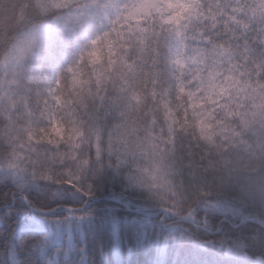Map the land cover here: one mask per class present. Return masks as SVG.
I'll list each match as a JSON object with an SVG mask.
<instances>
[{"label":"snow or ice","instance_id":"6c2138e0","mask_svg":"<svg viewBox=\"0 0 264 264\" xmlns=\"http://www.w3.org/2000/svg\"><path fill=\"white\" fill-rule=\"evenodd\" d=\"M73 5L81 29L98 21L100 31L23 105L26 120L0 116L10 175L79 193L107 164L165 215L196 222L194 204L211 192L182 198L178 142L192 179L253 140L264 171V0H53V15ZM165 47L170 79L158 71Z\"/></svg>","mask_w":264,"mask_h":264},{"label":"trees","instance_id":"16d2710c","mask_svg":"<svg viewBox=\"0 0 264 264\" xmlns=\"http://www.w3.org/2000/svg\"><path fill=\"white\" fill-rule=\"evenodd\" d=\"M38 1L0 0V65L20 37L33 29H52L66 13L42 14ZM98 31V21L86 23L46 44L27 66L21 84L25 101L53 85L55 75ZM166 55L165 47L158 71L170 79ZM117 120L118 114L109 116L105 126ZM182 155L187 165L190 152ZM126 177L125 170L105 165L102 171L88 173V184L78 193L68 185L45 183L21 190L0 174V264H264L263 222H241L213 208L198 210L196 222L167 216L131 194ZM35 220L46 228H28ZM61 228L67 233L54 243L50 237Z\"/></svg>","mask_w":264,"mask_h":264},{"label":"rangeland","instance_id":"374dc122","mask_svg":"<svg viewBox=\"0 0 264 264\" xmlns=\"http://www.w3.org/2000/svg\"><path fill=\"white\" fill-rule=\"evenodd\" d=\"M85 2L86 0H80V3ZM52 3L53 0H39L37 8L42 14H48L55 11ZM65 12L62 19L54 23L52 29H33L20 37L3 59L0 65V116L10 114L13 121L21 122L22 119H27V117L21 119L23 105L26 103L21 84L27 75V66H32L46 44L58 35H71L80 29L82 20L78 17L79 9L73 5L71 10H65ZM253 149L245 151L240 147L230 148L229 153L223 158L214 157L217 165L214 173L210 172L205 175L202 171H198L195 179L191 178L183 153L178 149V174L175 179L182 198L192 203L196 193L203 188L211 192V195L201 198L194 204L195 207L199 206L196 212L201 209L210 211L213 208L228 213L241 222L264 223V171H257L259 168L257 156L261 154V149L256 145L255 140H253ZM0 174L13 183L15 182L21 190L29 187L35 188L30 181L10 175L2 165H0ZM87 178L88 174L81 178V187L82 184H88ZM221 183L223 184L222 190L220 189ZM87 191L89 193V187ZM136 191L135 195L143 197L148 207L158 210L146 195L140 190ZM131 194H133L132 189ZM31 224L28 228L37 231L46 228V224L41 221L35 220ZM66 233V230L61 228L50 238L54 243H58Z\"/></svg>","mask_w":264,"mask_h":264}]
</instances>
